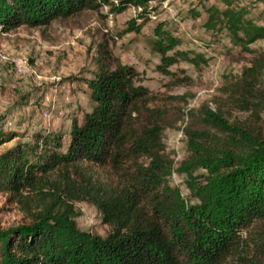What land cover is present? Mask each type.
I'll use <instances>...</instances> for the list:
<instances>
[{"label":"trees","instance_id":"1","mask_svg":"<svg viewBox=\"0 0 264 264\" xmlns=\"http://www.w3.org/2000/svg\"><path fill=\"white\" fill-rule=\"evenodd\" d=\"M102 4L0 0V32L45 29ZM261 16L263 27L231 26L243 48L264 39V9ZM175 45L157 30L149 40L162 60ZM263 71L264 54L253 53L213 108L191 117L174 168L162 144L166 113L148 109L137 71L102 47L86 83L90 111L67 139L36 132L0 153V195L21 216L0 228V264H264ZM7 140L0 132V145ZM173 172L193 202L168 185ZM77 203L99 213L104 237L77 227Z\"/></svg>","mask_w":264,"mask_h":264},{"label":"rangeland","instance_id":"2","mask_svg":"<svg viewBox=\"0 0 264 264\" xmlns=\"http://www.w3.org/2000/svg\"><path fill=\"white\" fill-rule=\"evenodd\" d=\"M105 1L97 11L54 21L45 29L0 32V132L8 138L0 153L28 142L36 132L67 139L72 121L79 123L90 111L86 83L95 72L98 51L106 47L137 71V85L152 101L148 109L166 113L170 126L162 132V144L175 168L186 154L183 129L191 117L213 108L223 83L236 77L253 53L264 54V39L243 48L231 27H263L264 0ZM121 2L126 7L116 10ZM155 30L177 41L166 52L167 60L149 46ZM236 35L243 38L242 31ZM262 79L264 85V71ZM167 182L193 202L184 176L173 172ZM75 210L81 231L106 235L108 228L92 206L77 203ZM20 222L15 207L0 195V228Z\"/></svg>","mask_w":264,"mask_h":264}]
</instances>
